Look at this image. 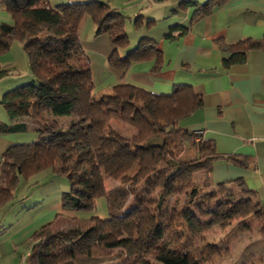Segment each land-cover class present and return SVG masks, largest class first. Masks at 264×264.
Segmentation results:
<instances>
[{
  "label": "trees",
  "instance_id": "trees-1",
  "mask_svg": "<svg viewBox=\"0 0 264 264\" xmlns=\"http://www.w3.org/2000/svg\"><path fill=\"white\" fill-rule=\"evenodd\" d=\"M1 1L12 22L0 24V52L11 40L20 41L33 78L2 94L0 103L11 123H0V133L23 130L30 121L37 139L13 166L9 151L2 154L0 207L12 197L17 179L48 169L68 180L69 190L62 197L72 208L91 213L86 219L66 215V225L59 214L33 231L26 240L27 264H91L121 257L123 264H203L207 256L220 252L218 244L205 241L202 234L213 221L227 225L253 216L264 235V205L241 178L206 188L213 163L225 157L211 140L179 125L202 105L189 84L155 94L117 83L109 93L93 95L89 59L78 35L83 18L89 17L98 32L109 36L112 67L126 68L146 52L137 47L118 55L128 44L118 11L101 0L56 6L48 0ZM214 2L206 1L196 14L209 12ZM177 29L186 27L174 24L165 36L172 37ZM147 42L143 37L139 46ZM260 47L264 37L224 46L228 53L223 64L242 62L248 50ZM58 117L71 118L65 129ZM186 145L196 151L194 157L181 158ZM198 171H204L205 185L195 180ZM107 178L123 184L133 204L122 213L108 209L101 217L94 212L97 199L107 200ZM169 196L174 199L167 207Z\"/></svg>",
  "mask_w": 264,
  "mask_h": 264
},
{
  "label": "crops",
  "instance_id": "crops-1",
  "mask_svg": "<svg viewBox=\"0 0 264 264\" xmlns=\"http://www.w3.org/2000/svg\"><path fill=\"white\" fill-rule=\"evenodd\" d=\"M84 1L89 0H48L51 6ZM101 1L124 19L128 44L119 48L118 55L124 56L126 51L137 47L146 52L126 68L112 67L108 62L113 49L109 36L98 32L89 17L83 18L78 35L89 59L91 76L96 71L104 78L93 95L109 93L117 83H129L155 94L170 93L175 84H189L200 95L202 105L181 119L179 125L201 130V137L211 140L216 152L225 157L213 163L209 184L241 178L264 205V48L248 50L242 62L223 64L228 53L224 46L264 37V0H215L209 12L197 14L196 10L208 0ZM11 22V15L0 0V24ZM174 24L186 29L173 30L172 37L165 36ZM143 37L148 42L139 46ZM0 70L3 71L0 99L5 91L32 80L29 60L20 41L11 40L8 49L0 52ZM70 119L58 117L63 121L62 129ZM0 123H11L1 103ZM33 126L27 121L23 130L0 133V161L6 150L12 166L25 156L27 144L37 139ZM229 155L235 159H228ZM45 171L52 178L46 190L23 195L18 193L20 179H17L12 197L0 207V264H27L30 249L27 238L59 214L80 219L91 215L73 209L70 200L62 197L65 191L57 197V182L67 183L68 191V180L62 174ZM99 199L96 205L101 211L96 208L94 213L103 217L108 213L106 199Z\"/></svg>",
  "mask_w": 264,
  "mask_h": 264
},
{
  "label": "rangeland",
  "instance_id": "rangeland-1",
  "mask_svg": "<svg viewBox=\"0 0 264 264\" xmlns=\"http://www.w3.org/2000/svg\"><path fill=\"white\" fill-rule=\"evenodd\" d=\"M92 76V79H94L93 92L95 94L100 87L99 83L102 82L104 78L101 73L96 71ZM28 80H30V78H28ZM58 123L61 125L63 121L58 120ZM180 154L181 158L187 159L194 157L196 151L191 146L186 145ZM45 170L37 171L26 177L20 178V182L17 185L18 193L31 195L33 193H42L46 190V188L49 187L48 181L52 178H50L48 173H45ZM203 174L204 171L195 173V180L200 182L198 184L203 183ZM104 185L107 196V211L110 209L112 212L122 213L124 210L130 208L133 204V199L129 196L123 184L118 180L107 178ZM203 185H205V183H203ZM209 186L211 185H207L206 188ZM56 189V195L60 198L61 193L67 189V183L65 184L62 180L57 182ZM173 199L174 196H169L167 198V207L170 206ZM99 200L100 199H97L96 204H99ZM97 210L101 211V207H97ZM64 220H66L65 217ZM67 223H70V220H66L65 225ZM61 224H64V221ZM259 224L260 222L253 216L238 217L227 225H220L219 222L215 221L209 223L202 233L203 237L207 242L217 243L220 247V252L207 256L202 263L264 264V235L259 232ZM116 251L117 250H115V252ZM91 264H123V259L121 257L110 261L92 262Z\"/></svg>",
  "mask_w": 264,
  "mask_h": 264
},
{
  "label": "built area",
  "instance_id": "built-area-1",
  "mask_svg": "<svg viewBox=\"0 0 264 264\" xmlns=\"http://www.w3.org/2000/svg\"><path fill=\"white\" fill-rule=\"evenodd\" d=\"M196 133H198V134H200L201 135V130H197V131H195Z\"/></svg>",
  "mask_w": 264,
  "mask_h": 264
}]
</instances>
